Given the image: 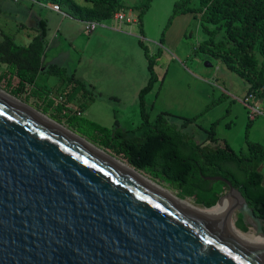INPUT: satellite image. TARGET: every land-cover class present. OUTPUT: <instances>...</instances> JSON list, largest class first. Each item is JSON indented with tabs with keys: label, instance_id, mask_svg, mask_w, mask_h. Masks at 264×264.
Returning <instances> with one entry per match:
<instances>
[{
	"label": "water",
	"instance_id": "obj_1",
	"mask_svg": "<svg viewBox=\"0 0 264 264\" xmlns=\"http://www.w3.org/2000/svg\"><path fill=\"white\" fill-rule=\"evenodd\" d=\"M204 180L227 191L202 215L0 94V264H264L230 212H210L227 199L262 239L264 220Z\"/></svg>",
	"mask_w": 264,
	"mask_h": 264
},
{
	"label": "rangeland",
	"instance_id": "obj_2",
	"mask_svg": "<svg viewBox=\"0 0 264 264\" xmlns=\"http://www.w3.org/2000/svg\"><path fill=\"white\" fill-rule=\"evenodd\" d=\"M175 1L151 0L140 26L138 6L146 1L122 0L120 13L125 19L115 21L112 17L103 21L108 27H118L121 33L131 34L121 38L114 32H105L101 25L94 32H86L84 25L74 22L68 13L57 15L50 12L47 8L48 3L53 2L50 0L35 3L0 0V32L13 38L17 46L24 47L40 34L39 28L30 25L32 21L35 18L44 20L46 46L42 64L45 68L50 66L51 69L63 70L58 77L46 73L37 76L38 86L43 87L35 92L38 98L34 97L35 94L29 95L34 91L32 86H26L21 95L14 97L11 90L17 87L18 79L8 65L0 64V91L124 162L126 160L122 156H115L100 146L104 137L91 129V123L109 129L111 137L118 130L136 138L164 120L200 143L216 122V146L227 144L238 156H247L245 135L250 141L260 140L264 146V118L255 119L262 129L252 136L250 128L253 123L248 121L247 114L251 100L247 96L246 82L219 60L196 51L198 44L207 38L198 17L185 14L169 22ZM73 2L78 5L84 3L83 0ZM193 3L196 5L197 0ZM126 18L134 21L128 23ZM100 32L104 35L96 37ZM220 37L219 34L216 38ZM121 40L126 41L125 47L122 46L126 50L120 48ZM145 49L149 59L144 54ZM151 74V89L143 94L141 103L139 93L147 86ZM70 77L74 82L70 83L72 87H67ZM95 78H98L100 91L105 93L108 82H113L112 94H101L91 88H85L86 93H83L80 85H95ZM260 167L264 175V162ZM145 175L142 176L146 178ZM149 178L147 176L146 179ZM160 187L177 196L176 191L164 184ZM186 200L192 202L191 199ZM230 214V220L235 224L238 219L233 208ZM246 229L244 234L255 235L252 228Z\"/></svg>",
	"mask_w": 264,
	"mask_h": 264
},
{
	"label": "trees",
	"instance_id": "obj_3",
	"mask_svg": "<svg viewBox=\"0 0 264 264\" xmlns=\"http://www.w3.org/2000/svg\"><path fill=\"white\" fill-rule=\"evenodd\" d=\"M50 1L82 22L101 23L120 14L123 9L122 0H83L82 5L73 0ZM145 1L138 6L140 26L142 15L151 0ZM193 2L194 0H176L169 22L185 14L198 17L200 28L207 38L198 44L196 51L219 60L229 71L242 78L247 84V96L253 94L256 101L264 99V92H260V88L264 86V0H197L196 5ZM38 28L40 34L24 47L17 46L11 37L1 35L0 64L8 65L18 79L17 87L11 90L14 97L21 95L26 86H32L34 91L29 95L35 94L34 97L38 98L35 92L41 91L43 87L38 86L37 76L42 72L58 77L63 71L43 66L45 22L40 21ZM219 34L221 37L216 38ZM162 40L163 35L160 42ZM139 44L144 47L141 41ZM144 54L149 59L146 49ZM72 79L73 77L68 78L67 83H71ZM152 80L151 74L147 86L139 93L141 103L143 94L151 89ZM44 102L45 99L42 100L43 104ZM208 107L209 105L204 110ZM215 123L201 143L164 120L136 138H130L125 132L118 130L111 137L107 128L94 123L90 127L104 137L100 146L110 150L115 156H122L127 163L106 152L109 156L141 175L146 174L150 177L149 180L158 185L164 184L176 191L180 199H191L195 206L203 209L215 206L218 199L226 193L227 186L221 182L205 181L204 178L220 176L238 189L255 216L264 220V175L259 170L264 162V146L250 141L245 135L247 156H238L227 144L212 147L210 144L217 143ZM235 226L242 232L247 230L240 216Z\"/></svg>",
	"mask_w": 264,
	"mask_h": 264
},
{
	"label": "bare ground",
	"instance_id": "obj_4",
	"mask_svg": "<svg viewBox=\"0 0 264 264\" xmlns=\"http://www.w3.org/2000/svg\"><path fill=\"white\" fill-rule=\"evenodd\" d=\"M0 94H2L3 96L7 97L8 99L14 101L15 103L19 104L20 106L24 107L25 109L29 110L30 112L34 113L35 115L39 116L40 118L44 119L45 121H47L48 123L52 124L53 126L57 127L58 129L62 130L65 133L70 134L72 137H74L75 139H77L79 142H82L83 144L87 145L88 147H90L91 149L95 150L96 152L100 153L101 155L105 156L106 158H108L109 160L113 161L114 163H116L117 165H119L120 167L124 168L125 170H127L128 172L132 173L133 175H135L136 177H138L139 179L143 180L144 182H146L147 184H149L150 186L154 187L155 189H157L158 191H160L161 193L165 194L166 196L170 197L171 200H174L176 202H178L179 204L183 205L184 207L199 213V214H209V212L204 211V209H202L201 207L195 206L192 202L188 201V200H183L178 198L175 194H172L171 192L163 189L162 187H160L159 185H157L156 183L146 179L145 177H143L141 174H139L138 172L134 171L132 168H130L129 166H127L126 164L112 158L111 156H109L108 154H106L105 152H103L101 149H99L98 147L91 145L90 143L85 142L84 139L78 138L76 136H74L72 133H70L69 131H67V129L63 128L60 125H57L55 123H53L52 121L47 120L46 118H44L43 116H41L40 114L36 113L35 111H33L32 109H30L29 107H27L26 105L22 104L21 102L17 101L15 98H12V96H7V94H4L3 92L0 91ZM231 205L229 204L227 199H222L220 204L217 205L215 207V209L210 212H217L220 215H224L226 213L231 212ZM231 216V214H230ZM231 218H229V223L234 227L233 222H231L230 220ZM235 229V228H234ZM236 230V229H235ZM237 231V230H236ZM238 232V231H237ZM244 234V233H242ZM244 235H249L251 237L254 238L255 241V246L257 247H264V239H262L261 237H256L255 235H253L252 233H248V234H244Z\"/></svg>",
	"mask_w": 264,
	"mask_h": 264
},
{
	"label": "crops",
	"instance_id": "obj_5",
	"mask_svg": "<svg viewBox=\"0 0 264 264\" xmlns=\"http://www.w3.org/2000/svg\"><path fill=\"white\" fill-rule=\"evenodd\" d=\"M7 1H10V2H13V1H11V0H7ZM27 2H31V3H35V1H32V0H26ZM14 3H16V2H14ZM54 5H56V6H58L59 7V11H55V10H53V6ZM47 8L50 10V12H53V13H55V14H57V15H67L66 13L67 12H64V11H62V9H64V8H62L61 6H59L57 3H54V2H52L51 4L50 3H48V6H47ZM65 10V9H64ZM116 16V15H115ZM115 16H114V20L115 21H117L116 19H115ZM183 16V15H182ZM74 19V22H76L77 24H83L84 22H82V21H80V20H78V19H76V18H73ZM40 21H44V20H42V19H37V18H35L33 21H32V24H30L32 27H35V28H38L39 27V22ZM134 21V20H133ZM103 23H105V22H102L101 23V28H103V30H106L105 32H110V33H115L117 36H120L121 38H126V36H129V35H131V34H127V33H121V31L119 30V28L117 27V28H115V27H108L106 24H103ZM84 25V24H83ZM96 29V28H95ZM84 30L86 31V32H88L86 29H85V25H84ZM95 30H93V31H91V32H94ZM91 32H88V33H91ZM113 33V34H114ZM2 34H4L3 32H0V40H1V35ZM120 34V35H119ZM127 34V35H126ZM99 35H104V32H100V33H98L97 35H96V37H98ZM143 37V36H142ZM128 38V37H127ZM129 38H131V36L129 37ZM13 39V38H12ZM126 42V41H125ZM125 42H124V40H121V43H120V48L122 47V46H124V44H125ZM16 44V43H15ZM128 44L131 46V43H130V41H128ZM127 44V45H128ZM125 47V46H124ZM124 47H122L123 48V50H126ZM7 69V68H6ZM8 70V69H7ZM42 73V72H41ZM3 75V74H2ZM96 79V78H95ZM92 80H94V78L92 79ZM74 81H73V79H72V82L71 83H73ZM98 82V78L96 79V84L94 85V83L92 84V86H83V85H81V87H82V91H83V93H86L85 91H84V89L85 88H89V90H90V88L92 89V90H95V89H97V90H99V92L101 93V94H104L105 92L103 91V92H101L100 91V86L98 85L99 83H97ZM67 87H69V86H71V84L70 83H68L67 85H66ZM114 86H115V84L113 83V82H108V91H107V93H105V95H111L112 93L110 92V90H113V88H114ZM72 87V86H71ZM82 91L81 92H79V95H81L82 94ZM88 91V90H87ZM92 93V92H91ZM100 93H96L95 92V94H100ZM247 114H248V111H247ZM256 118H258V117H255L254 119H250L249 118V116H248V121L249 122H252L253 124H252V126H251V128L250 129H252L253 131L251 132V134H252V136H254V135H256L262 128L261 127H259V125L257 124V123H255L256 122ZM263 118V117H262ZM195 140V139H194ZM196 141V140H195ZM197 143H199L198 141H196ZM203 142V141H202ZM256 142H257V140H256ZM259 143L261 142L260 140L258 141ZM201 143V142H200ZM216 146V145H215ZM223 146V145H222ZM217 147V146H216ZM259 170L261 171V167L259 168ZM263 184H264V180H263Z\"/></svg>",
	"mask_w": 264,
	"mask_h": 264
},
{
	"label": "built area",
	"instance_id": "obj_6",
	"mask_svg": "<svg viewBox=\"0 0 264 264\" xmlns=\"http://www.w3.org/2000/svg\"><path fill=\"white\" fill-rule=\"evenodd\" d=\"M14 2H17V0H11ZM53 10L55 11H59V7L54 5L53 6ZM115 19L117 21H123L125 19V16L123 14H116ZM126 22H133L132 19L126 18ZM85 25V29L88 32H91L93 30H95V28L99 25H101L98 22H84L83 23ZM260 92H264V86H262L260 88ZM255 96L253 94H249L248 95V99L251 100V104L248 105V116L250 119H254L255 117H263L264 118V99H261L259 101L255 100Z\"/></svg>",
	"mask_w": 264,
	"mask_h": 264
}]
</instances>
